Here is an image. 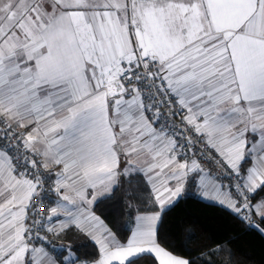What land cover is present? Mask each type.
<instances>
[{
	"label": "snow or ice",
	"instance_id": "snow-or-ice-1",
	"mask_svg": "<svg viewBox=\"0 0 264 264\" xmlns=\"http://www.w3.org/2000/svg\"><path fill=\"white\" fill-rule=\"evenodd\" d=\"M122 188L123 237L95 211ZM261 193L264 0H0V264H196L165 213L198 198L264 236Z\"/></svg>",
	"mask_w": 264,
	"mask_h": 264
},
{
	"label": "trees",
	"instance_id": "trees-1",
	"mask_svg": "<svg viewBox=\"0 0 264 264\" xmlns=\"http://www.w3.org/2000/svg\"><path fill=\"white\" fill-rule=\"evenodd\" d=\"M127 204L122 188L115 194L114 200L106 201L95 209L121 237L127 235L126 226L130 220ZM160 237L174 254L196 260V264H201L197 259L201 248L218 242L225 243L234 251V264H264V236L255 229L246 228L227 211L206 200L186 196L167 211L160 227ZM67 238L73 249H80V254L96 251L80 234L73 232ZM228 241L232 243L227 244Z\"/></svg>",
	"mask_w": 264,
	"mask_h": 264
},
{
	"label": "crops",
	"instance_id": "crops-1",
	"mask_svg": "<svg viewBox=\"0 0 264 264\" xmlns=\"http://www.w3.org/2000/svg\"><path fill=\"white\" fill-rule=\"evenodd\" d=\"M98 215V214H97ZM105 223L107 224V222L105 221ZM109 226V225H108ZM57 243H65V244H70V241L69 239L66 237L64 240H60V241H57ZM177 255V254H176ZM179 256V255H177ZM185 258V257H184Z\"/></svg>",
	"mask_w": 264,
	"mask_h": 264
},
{
	"label": "built area",
	"instance_id": "built-area-1",
	"mask_svg": "<svg viewBox=\"0 0 264 264\" xmlns=\"http://www.w3.org/2000/svg\"><path fill=\"white\" fill-rule=\"evenodd\" d=\"M216 171H219V170H216Z\"/></svg>",
	"mask_w": 264,
	"mask_h": 264
}]
</instances>
